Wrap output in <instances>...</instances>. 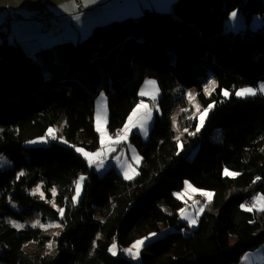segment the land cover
Returning <instances> with one entry per match:
<instances>
[{"label": "trees", "instance_id": "1", "mask_svg": "<svg viewBox=\"0 0 264 264\" xmlns=\"http://www.w3.org/2000/svg\"><path fill=\"white\" fill-rule=\"evenodd\" d=\"M235 9L246 21L240 32L224 27ZM253 14L263 23L259 29L249 27ZM209 72L216 87L206 95ZM147 77L157 81L160 111L146 139L135 131L129 136L141 157L139 174L125 180L115 164L98 174L73 147L100 146L95 97L106 92L113 135L127 122ZM260 81L264 0H174L171 11L145 8L96 25L77 41L42 48L36 57L0 41V154L12 162L0 167V264H132L109 253L110 244L115 239L125 247L152 231L163 233L141 248L140 264H236L264 243V212L240 208L264 195V96L230 91L225 97L223 90ZM191 87L201 109L214 103L194 136L184 132L198 124L186 109ZM56 126V139L24 146ZM225 168L240 175L224 176ZM80 174L86 178L73 204ZM40 181L46 199L30 193ZM185 181L214 193L190 234L181 232L183 201L174 196ZM38 218L58 220L59 235L10 222ZM48 241L52 252H44Z\"/></svg>", "mask_w": 264, "mask_h": 264}, {"label": "rangeland", "instance_id": "2", "mask_svg": "<svg viewBox=\"0 0 264 264\" xmlns=\"http://www.w3.org/2000/svg\"><path fill=\"white\" fill-rule=\"evenodd\" d=\"M5 1H7V2L5 3ZM101 1L102 0H94V2H92V0H79V2H76V0H0V7H1L0 9H2V7H4L5 4H9V6L12 9L21 10L23 13H27V11H30V10L36 9V7H39L38 11L33 12V13H40L41 10H43L45 8H48L49 10H51L52 8L55 7L54 5H57L58 7L65 8V10H69V12H76L77 13V12L81 11L80 13L84 12L87 15L89 13H92V15H95V16L102 15V14L107 15V17L101 18V20L99 22L92 24L90 26V28L88 29V31L84 34V37L87 36L90 33V31L92 30V28L96 25H102L104 23H107L110 20L121 19V18H124L126 16H137L143 12L141 10H138L140 8L138 6V4L140 2L139 0H112L109 3L107 1L104 2L105 6H110V7L112 6L109 9L105 8L104 5L99 4V2H101ZM171 1H174V0H154V3H156V8H154V9H156L158 11H165V10L171 8ZM79 4L80 5L82 4L83 8ZM2 10H4V9H2ZM233 11L237 12V16L235 18H232L230 16V14ZM233 11L230 12L228 18L225 20L224 27L226 30H232L234 32H240V31L244 30L246 27L245 17H244V15L240 9H235ZM33 13H31V14H33ZM262 24L263 23H262V21L258 15L253 14L251 16V19L249 21V27L250 28L259 29V28H261ZM0 32H7V26H5V27L0 26ZM34 54L35 53L33 52L32 54H30V56L35 57ZM211 75H212V73L209 72L207 77L205 78L204 84H203V90H204V85L207 84V82L209 80H212ZM149 81H152L154 83H147ZM261 83H264V81L258 82L257 85L244 86V87H257ZM244 87H241V88H244ZM236 90H238V89L227 90V91L229 93H230V91H233L235 93ZM141 91H143L145 93L143 96L140 95ZM101 93H103V96H101ZM188 93H193L195 98L190 101L189 97L187 95ZM257 94H261L262 96H264V93L258 92ZM159 96H160V89L158 87L156 79L153 77L145 78L143 83L140 86V89H139L140 99H139L137 104H140L141 101H143V103L148 105V107L151 109V113H150L151 119H148L147 124H146L147 135L143 134V132L140 130V128H134L128 134V139L126 141H122L120 144L114 145L115 151L108 153L104 157V166L103 167L97 168L95 165H92V167L95 169V171L98 174L104 173V171L106 169H108L109 167H111V165L113 163H116L117 160L115 159V157H120L122 153H123L122 155H123L124 161H127V166H130L128 168L129 173L131 174L132 169H135V171L137 172V168H138L140 162L137 164L136 160L133 159V150L135 151V153L139 157H140V155H139L136 147L130 142L129 136L133 131H135V132H138L140 134L141 138H143V139H146L148 137L152 123H153V120L155 118V113H159V111H160L159 106L157 104V100H158ZM186 96L188 99V106L186 107V109L191 108L192 116L195 115L198 118V123H199L200 122L199 111L196 108V105H199L200 109H201V107H200V104L196 98V87L188 88V90L186 92ZM142 111H143V109H141V112ZM97 112H99L101 115L102 123H103V121L106 120V124H104V127L107 131V134L110 135L113 139H115L116 135H112L111 131H109V129H108L109 114H108V107H107V95H106V92L104 90H101L99 92V94L95 97V116H94V127H95V129H96V114H97ZM174 118H175V116H174ZM59 127L60 126L50 127V128L57 130ZM122 129H123V127H122ZM97 134H98L99 140H100V135L98 132H97ZM41 137H44V140H41L40 139ZM50 138H51L50 136H46V135L36 137V138H32V139L26 141L24 146L46 145L47 143H49ZM77 147H81V146H77ZM81 148H83L85 151H88V152H95V151H97V149L100 148V146L95 150H88V149H85L84 147H81ZM78 154L81 155V153H78ZM11 165H12V162L4 154H0V167L6 168V167H9ZM115 168L124 177V171H125L124 163H122L121 165L116 164ZM80 176H84L86 178L85 174H80L78 176V178ZM84 181H85V179H84ZM84 181L82 182V186H83ZM189 183L192 185L191 182H189ZM38 185H39V189L36 191L35 194H33V190L37 189ZM192 187L196 188L193 185H192ZM53 189H55V193H56L57 192L56 188H53ZM81 189H82V187H81ZM197 189H199V188H197ZM201 190L210 191L207 189H201ZM75 192H76V189H74L73 195H75ZM30 193L32 195L39 196L40 198H41V193H43L44 198L46 199V194L42 188L41 181L38 182V184L30 190ZM175 193H181L182 198H179V199H181L183 201V205L180 207V209L181 208L185 209V216L194 217L196 219V223L194 225L189 224L187 219H184L181 217V214L179 211L180 209L178 210V217H179L180 221L183 222L184 224H186L185 227H182L181 232L183 234H190L192 232V230L197 227L199 217L202 214V212H200L198 214V209L202 206V204L199 203V201H198L199 196L196 195L199 193L193 192L191 189H186L185 186L181 190L175 191L174 194ZM80 196H81V192H80ZM174 196L177 197L176 195H174ZM201 197H203V196H201ZM203 198L205 199V197H203ZM79 199H80V197H79ZM79 199H78V201H79ZM50 202L55 204L54 198H51ZM194 202H198V203H194ZM251 203H252V200L248 204H251ZM204 206L205 205H203V208H204ZM37 220L40 222V224L48 226L46 228H41L40 226L39 227L42 230H44L45 232H47L53 236L55 235V233H59V231L61 229V227L55 226V225H60L58 220H49V219L48 220H41L40 218H38V219L31 221V222H25V221H18V220L11 219L10 222L13 225L14 224H22L25 227L28 224L33 225V223ZM153 232L157 233L158 235H156L154 237H150L149 240H147L145 243L153 240L154 238H156L158 236H161L163 233V232L161 233V232H157V231H152L150 233H153ZM148 234L144 235L142 237H139L138 239H141L145 236H148ZM138 239H136V240H138ZM135 241H133L131 244H129L125 247H118L117 246V255L120 254V255L127 256L132 264H140L141 263L140 255L137 259L134 260V259H132V257H130L129 255H127L126 253H124L122 251L123 249L130 247ZM49 242L52 243V241L46 242V244L44 246V252H52L53 245L51 248H49V246H48ZM109 253H111V252H109ZM236 264H264V243H262L261 245H259L258 247L254 248V249L246 251L241 256L240 260Z\"/></svg>", "mask_w": 264, "mask_h": 264}, {"label": "snow or ice", "instance_id": "3", "mask_svg": "<svg viewBox=\"0 0 264 264\" xmlns=\"http://www.w3.org/2000/svg\"><path fill=\"white\" fill-rule=\"evenodd\" d=\"M92 2H94V0H92ZM230 16L232 18H235L237 16V12L233 11ZM147 83H154L152 81H149ZM216 87V81L214 80H209L207 82V84L204 85V93L206 95H211L212 91L215 90ZM264 93V83L259 84L257 87H244V88H240L238 90L235 91V95L237 97H245V96H255L257 93ZM145 93L143 91H141L140 95H144ZM189 97V100H193L194 94L193 93H188L187 94ZM223 95L225 97H227L229 95V92L227 90L223 91ZM101 96H103V93H101ZM214 107V103H210L207 105L206 108H203L202 110L199 108V105H196V108L199 111V120L200 122L198 124L195 125V132H189V130L187 128L184 129V132L188 133V135L190 136H194L196 135V133H198L201 128L204 125V120L207 117L208 112ZM141 109H143V111L141 112ZM182 111H186V109H182ZM151 113V109L148 107V105L144 104L143 101H141L140 104H137L136 107L132 110V113L128 116L127 118V122L124 124L123 129L119 130L117 132L116 138L113 139L110 135L107 134V131L104 127V124H106V120L103 121L101 120V115L99 112H97L96 114V132L99 133L100 135V148L97 149V151L95 152H88L85 151L83 148L81 147H75V151H77L78 153H81V155L85 158V160L88 162L89 166L95 165L97 168H101L104 166V157L110 153V152H114L115 148L114 145L116 144H120L122 141H126L128 139V134L134 129V128H140V130L143 132V134L147 135V120L151 119L150 116ZM176 125V121L175 118H173V126ZM47 135L50 136L53 139H56V130L49 128L47 130ZM41 140H44V137L40 138ZM177 140V147L178 149H182L183 148V144L180 142V137L177 136L176 137ZM64 143H67V141H64ZM116 160H120V157H115ZM133 159L136 160L137 164L140 162V157L135 153V151L133 150ZM130 166H127L125 168L124 171V179L125 180H131L134 178L135 175H138L139 173L135 171V169H132L131 174L129 173V168ZM19 175H23V173L18 174ZM223 175L224 176H228V177H236L239 176L240 173L239 172H234L229 170L228 168H225L223 171ZM85 177L84 176H80L74 183H75V195H73L71 197V200L73 202V204L78 202V199L80 197V192H81V187H82V182L84 181ZM256 180H260V177H256ZM255 183V181H253ZM185 188L186 189H191L193 192H198L201 196L205 197V203H211V199L214 196L213 192L210 191H203L201 189H197V188H193L192 185L188 182L185 181ZM39 189V185L37 186V189L33 190V194L36 193V191ZM53 192V194H55V189L51 190ZM174 195L177 196V198H182L181 193H175ZM41 198H44V194L41 193ZM194 203H198V202H194ZM53 206L55 207L56 205L53 204ZM240 208L244 209L245 211L248 212H253V211H258V212H264V195L262 194H257L256 196L252 197V203L251 204H246V203H242L240 204ZM204 208L203 205L198 209V214L200 212H203ZM180 214L181 217L184 219H187L189 224H195L196 223V219L194 217H188L185 216V209L181 208L180 210ZM58 212L61 215V217H63L64 215V209L63 208H58ZM250 223H253V221H249ZM15 227L17 228H22L24 227V225L22 224H14ZM33 226H40L41 228H46L48 226L40 224V222L37 220L33 223ZM57 227H61L62 225H55ZM55 235H59V233H55ZM158 235L157 233L153 232V233H149L148 236H145L141 239L136 240L130 247L123 249L122 251L124 253H126L127 255H129L130 257H132V259H137L140 255V250L141 248L144 246L145 242L147 240H149L150 237H154ZM99 236V234H98ZM96 241H93V246H95ZM49 248L52 247V243L49 242ZM109 252L112 253V255H117V245L115 243V239L113 241V243L110 245Z\"/></svg>", "mask_w": 264, "mask_h": 264}, {"label": "crops", "instance_id": "4", "mask_svg": "<svg viewBox=\"0 0 264 264\" xmlns=\"http://www.w3.org/2000/svg\"><path fill=\"white\" fill-rule=\"evenodd\" d=\"M106 1L109 3L112 0H102L99 4L104 5V2ZM139 1L138 6L140 8L138 10L143 11L145 8H156L154 0ZM6 2L7 1H5V3ZM76 2H79V0H76ZM172 4L173 1H171V8L167 9L168 11L172 10ZM54 6L55 7L52 8L51 11L53 10L56 17L50 22L48 30L42 31L41 22L29 17L31 13L38 11L39 7L27 11V13H23L21 10H14L9 6V4H5L4 7H2L4 10L0 9V23L4 19L7 12H17L23 17L21 19H15L7 25V32H4L3 35L0 33V41L6 39L9 42L17 43L27 54L30 55L34 52L36 57L37 52L42 48L49 47L60 41H77L83 38L84 34L88 31L92 24L99 22L101 18L107 17L105 14L95 16L92 15V13H89L88 15L84 12L80 13L81 11L77 13L69 12V10H65L63 7H58L57 5ZM80 6H82V4ZM111 7L105 6L107 9ZM122 154L120 156V160H117L116 163L113 164L121 165L124 163V168H126L127 161H124Z\"/></svg>", "mask_w": 264, "mask_h": 264}, {"label": "built area", "instance_id": "5", "mask_svg": "<svg viewBox=\"0 0 264 264\" xmlns=\"http://www.w3.org/2000/svg\"><path fill=\"white\" fill-rule=\"evenodd\" d=\"M23 16L20 13L17 12H7V14L5 15L4 19L2 20V22L0 23V26L5 27L7 26L11 21L15 20V19H21ZM31 19H36L39 20L41 22V30L42 31H47L49 26H50V22L52 21V19H54L56 17L55 13L51 10H49L48 8H45L43 10H41L40 13H33L30 14L29 16ZM119 131V130H118ZM115 131L113 133V135H117V132ZM199 200L201 202L202 205H205V199L203 197H199Z\"/></svg>", "mask_w": 264, "mask_h": 264}]
</instances>
